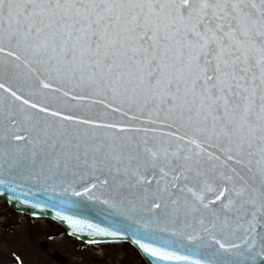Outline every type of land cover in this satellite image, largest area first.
Wrapping results in <instances>:
<instances>
[{
  "label": "snow or ice",
  "instance_id": "snow-or-ice-1",
  "mask_svg": "<svg viewBox=\"0 0 264 264\" xmlns=\"http://www.w3.org/2000/svg\"><path fill=\"white\" fill-rule=\"evenodd\" d=\"M0 194L149 264H264V0H0Z\"/></svg>",
  "mask_w": 264,
  "mask_h": 264
},
{
  "label": "rangeland",
  "instance_id": "rangeland-1",
  "mask_svg": "<svg viewBox=\"0 0 264 264\" xmlns=\"http://www.w3.org/2000/svg\"><path fill=\"white\" fill-rule=\"evenodd\" d=\"M20 220L0 203V264H148L128 242L85 248L49 218ZM41 241H47L48 248ZM56 253L66 256L67 262L56 260Z\"/></svg>",
  "mask_w": 264,
  "mask_h": 264
},
{
  "label": "water",
  "instance_id": "water-1",
  "mask_svg": "<svg viewBox=\"0 0 264 264\" xmlns=\"http://www.w3.org/2000/svg\"><path fill=\"white\" fill-rule=\"evenodd\" d=\"M0 196L6 198V196L3 195V194H0ZM10 204L15 210H19V211H22L24 213H28V214H32V215H38V216H47V215H49V216L53 217L54 219L58 220L57 218H55L54 212L51 209H47V210L34 209L30 205H23V204H21L19 202H10ZM61 222L67 227L68 231L71 232V230L68 227V225L66 224V222H63V221H61ZM77 237L80 238V239H84V240L88 241V237L87 236L78 235ZM45 246H46V244H45ZM57 258L62 260V261L65 260L60 255H58Z\"/></svg>",
  "mask_w": 264,
  "mask_h": 264
},
{
  "label": "bare ground",
  "instance_id": "bare-ground-1",
  "mask_svg": "<svg viewBox=\"0 0 264 264\" xmlns=\"http://www.w3.org/2000/svg\"><path fill=\"white\" fill-rule=\"evenodd\" d=\"M43 220V219H42Z\"/></svg>",
  "mask_w": 264,
  "mask_h": 264
}]
</instances>
